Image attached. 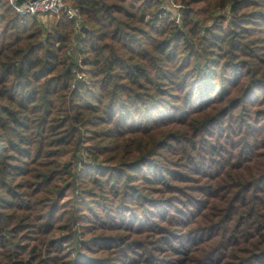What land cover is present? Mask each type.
Instances as JSON below:
<instances>
[{
    "label": "trees",
    "instance_id": "obj_1",
    "mask_svg": "<svg viewBox=\"0 0 264 264\" xmlns=\"http://www.w3.org/2000/svg\"><path fill=\"white\" fill-rule=\"evenodd\" d=\"M174 1L181 25L155 0H66L75 51L63 13L46 29L0 0V264H264V0ZM84 139L108 174L77 172Z\"/></svg>",
    "mask_w": 264,
    "mask_h": 264
},
{
    "label": "rangeland",
    "instance_id": "obj_2",
    "mask_svg": "<svg viewBox=\"0 0 264 264\" xmlns=\"http://www.w3.org/2000/svg\"><path fill=\"white\" fill-rule=\"evenodd\" d=\"M177 3H179V2H177ZM197 6H198V8L201 7L200 5H197ZM169 11H170V15L172 16L173 13H174V11H175V9H172V7H171V8H169ZM216 12H219V13H216L215 14L216 17H218V16H223V17L219 18L220 20L217 19L215 22H213V21L210 22L209 21V22H207V24L201 25L203 30L205 28H209L213 24H223L222 23L223 20H228L229 19V16L230 15L228 14L227 9H222V10L216 11ZM213 16L211 15V18L212 19H213ZM167 18L170 21H172L169 16ZM223 18H225V19H223ZM194 20H195V18H194ZM259 36L261 38H264V34H259ZM168 111H170V110L168 109ZM140 122H141L140 124H142L143 126L149 125L148 122H144V121H140ZM104 125H107V124H104ZM90 142L91 141L84 139V140H82V144L79 146V150L77 152V159L79 160V163L77 165V168H78L77 169V172H79L80 169L83 168V167H87L88 166V168H91L90 165H94L95 167H97V169H99V172H102V174L104 176V175L108 174V172H109V170L107 169L108 164L101 163L100 160H103L102 157H100V159L97 160V161L93 160L90 157V155H89V149L87 147L88 146V143L90 144ZM101 144H107V141H102ZM160 152L162 153L163 151L161 150ZM145 166H147V165L146 164H140V165H137L135 167V169H138V168L141 169V170L140 169L138 170V174H135L134 173L135 174L134 177L138 178L137 181H135L136 179H134V181H133L135 185H138V184L141 183V180L139 179L140 178L139 176L145 173ZM73 197H74V193H72L71 191H69L66 194L65 198H63V201H62L63 202V205H61L62 206L61 208H63L64 206H66L68 204H77L75 202V199H73ZM94 200H97V199H94ZM91 202H92V199L90 201H81L79 204H81L83 206H90V204H92ZM127 206L128 205H123L121 208H118V206L117 207H107L108 209H105V208H103L100 205H95L94 204L93 205V208H94V212H98L100 215L103 214V216L102 217H99L100 219H98L100 222H102V224H110V223H113V224H120V223L129 224V223L133 222V219L135 220V218H137L138 220H143L145 222V219H144L145 218L144 217L145 215L139 214L137 212H134V211H132L131 207H127ZM86 208L87 207H84V208H82L80 210H83V209H86ZM57 209L59 210L58 211V214H60V212H61L62 209H60L59 207ZM115 217H119V220L118 219H115ZM88 218L89 217L86 216L85 218L82 219L83 224H86L85 226L88 225V222L92 221V220H90ZM85 226L83 228H85ZM102 231L105 234L104 236H109L111 234H114V233H110V229L109 228H105ZM97 233H98V231H96V234ZM71 234H72V236L74 238H76L77 240L81 241L82 243L85 242V243H83L84 246H87V247L90 246V248H97L99 246L106 245V244L110 243L109 241H97L95 243H92V245L88 244L86 241L89 238H91L92 235L91 234H87L86 232L82 234V227H81V224L78 223V222L75 223V224H73V226L71 227ZM121 234L123 236H125L127 234V232L126 231H122ZM63 238H65V237H60L59 238V241H62ZM68 243L69 242H67L65 244L63 243L61 246H65L67 248V250H68V248H70V247H68L66 245ZM80 251H81V249H80ZM84 253L86 255L93 256L91 253H88V252H85V251H84ZM117 255L119 257V254H117ZM114 258H116V257H114ZM25 259H26V261H28L29 258H25ZM76 260H78V262H84V260L82 258H77ZM123 263H124V261H119V262L112 261V262H107L105 264H123ZM32 264H36V262H32Z\"/></svg>",
    "mask_w": 264,
    "mask_h": 264
},
{
    "label": "built area",
    "instance_id": "obj_3",
    "mask_svg": "<svg viewBox=\"0 0 264 264\" xmlns=\"http://www.w3.org/2000/svg\"><path fill=\"white\" fill-rule=\"evenodd\" d=\"M158 2L159 9L163 16L170 17L172 22L177 25L182 23V13L184 6L174 0H155ZM9 6L19 15H33L41 23L43 28H49L48 22H44L43 17L52 16L56 17L63 13L68 20L73 23V33L71 35L72 45L75 51L81 48V42L84 38L83 30L85 29L84 20L80 11V8L69 4L66 0H24L19 3L18 0H8ZM175 9L173 15H170L169 8ZM147 19L149 17H146ZM81 60L82 57L79 56ZM79 69H74L75 77L71 84L72 88L76 87L77 82L85 80V75L82 72V66Z\"/></svg>",
    "mask_w": 264,
    "mask_h": 264
},
{
    "label": "crops",
    "instance_id": "obj_4",
    "mask_svg": "<svg viewBox=\"0 0 264 264\" xmlns=\"http://www.w3.org/2000/svg\"><path fill=\"white\" fill-rule=\"evenodd\" d=\"M43 19H44V22H48L49 27H51V25L53 23L54 17H52V16H46V17H43Z\"/></svg>",
    "mask_w": 264,
    "mask_h": 264
},
{
    "label": "water",
    "instance_id": "obj_5",
    "mask_svg": "<svg viewBox=\"0 0 264 264\" xmlns=\"http://www.w3.org/2000/svg\"><path fill=\"white\" fill-rule=\"evenodd\" d=\"M24 0H18L19 3L23 2Z\"/></svg>",
    "mask_w": 264,
    "mask_h": 264
}]
</instances>
